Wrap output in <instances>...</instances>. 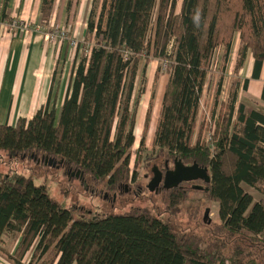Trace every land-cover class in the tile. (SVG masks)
I'll use <instances>...</instances> for the list:
<instances>
[{"label":"trees","instance_id":"trees-1","mask_svg":"<svg viewBox=\"0 0 264 264\" xmlns=\"http://www.w3.org/2000/svg\"><path fill=\"white\" fill-rule=\"evenodd\" d=\"M177 2L92 0L58 115L49 99L33 118L15 127L0 124V256L9 264H264V111L239 101V86L220 103L221 77L214 127L206 120L198 125L216 50L225 47L224 76L236 33L241 45L234 72L239 77L252 53L253 78H260L264 0H183L179 13ZM55 4L43 0V14ZM142 58L169 68L151 152L146 138L153 100L133 152ZM204 130H212L209 140ZM155 156L164 159V171L175 160L209 170L211 183L202 189L194 183L160 189L167 208L185 201L187 191L215 202L216 219L205 234L178 233L147 209L77 213L53 199L46 184H36L31 168L28 175L17 169L28 161L56 164L69 178L102 186L116 198ZM245 187L262 198L256 201Z\"/></svg>","mask_w":264,"mask_h":264},{"label":"rangeland","instance_id":"rangeland-1","mask_svg":"<svg viewBox=\"0 0 264 264\" xmlns=\"http://www.w3.org/2000/svg\"><path fill=\"white\" fill-rule=\"evenodd\" d=\"M182 1L183 0H178L177 2L178 13L180 12ZM90 7L91 5L84 7L82 13H79L80 7H75L73 8L74 14H71L70 10V12L62 16L61 6L56 5L43 14L39 27L46 34L55 36V39L50 41L52 42L50 43L52 49H54V46H58V42L62 41V46L67 47L66 49L69 54H71L72 49V53H74V51L76 52L78 42L83 41L84 38L85 32L83 33V29L86 26V19ZM77 18L79 19L77 20ZM240 45V34L236 33L232 40V52L226 64L227 69L224 76L221 75L220 66L223 63L222 57L225 53V47L222 46L216 50L217 53L213 71L208 76L202 97L201 114L199 116L198 125L199 123L201 125V123L206 120V127H209V129L214 127L211 121V115L214 108L218 82L221 77H223V86L221 95L219 96L220 103L228 102L229 96L238 89L240 79L234 71ZM58 65L57 75H59L61 69L66 66L65 61L59 58ZM158 70H160V78L155 82V75ZM168 79L169 68L165 63L159 62L158 60H150L148 63L145 58L141 59L133 97L134 103L138 101L136 144L133 147V152L137 151L139 148L140 140L143 136L145 116L152 100L154 107L150 128L146 138V146L149 152L154 149L153 135L161 110V105H159V103L161 99L163 100L164 90L166 88H164V82L169 81ZM211 134L212 130H204V136L207 140L210 139ZM135 159L136 156L133 154L131 169L134 168ZM155 167L164 170V159L155 156L149 162L142 163L137 170V181L127 186L129 190L125 191L123 188L121 193H118L115 198L113 192H107L102 186L97 187L90 186V184L87 183L82 184L75 176L69 178L63 173L60 167L53 168L49 166V164L45 165L44 163L38 166L32 161L17 165L18 171H24L26 175L30 173L27 171L28 168H31L32 174L36 179V184H46L49 194L53 199L57 200L64 208L76 209L77 213H80L81 210H88L95 214L108 215L122 214L137 209H147L152 214L169 223L178 233L205 234L209 225V220L213 222L216 219L218 205L210 201L204 193L187 191L189 196L186 197L185 201H181L178 206H174L173 208H167L162 191L159 193L156 191L150 192L148 188L151 180L154 178L153 169ZM170 167L172 168V165ZM193 183L195 184V186L193 185L194 189L198 186H203V181L200 183ZM245 189L254 196L256 201L262 198L257 191L248 187H245ZM207 209H209V213L208 216L205 217ZM204 219H206V221H204Z\"/></svg>","mask_w":264,"mask_h":264},{"label":"crops","instance_id":"crops-1","mask_svg":"<svg viewBox=\"0 0 264 264\" xmlns=\"http://www.w3.org/2000/svg\"><path fill=\"white\" fill-rule=\"evenodd\" d=\"M69 1L71 14H74L73 8L80 7L79 13H82L84 7L91 5L92 0H56L55 6H61L62 16L68 13ZM42 7L43 0H0V124L2 125L15 127L19 119L33 118L49 99L55 102L58 115L64 102L75 51L72 53V49L69 54L67 47L62 46V41L58 42V46H54V49L51 48L52 42L46 39V33L39 27L43 17ZM85 30L86 26L83 33ZM59 58L65 61L66 66L57 75ZM253 70L254 58L250 53L239 73V101L264 111V63L260 78H253ZM247 80V88L244 89ZM167 82H164V88ZM162 101L161 99L159 103L161 107ZM0 264L9 263L0 256Z\"/></svg>","mask_w":264,"mask_h":264},{"label":"water","instance_id":"water-1","mask_svg":"<svg viewBox=\"0 0 264 264\" xmlns=\"http://www.w3.org/2000/svg\"><path fill=\"white\" fill-rule=\"evenodd\" d=\"M52 164V162H49ZM53 167H57L56 164H52ZM154 178L151 180L148 188L150 192H157L159 186L163 183L164 189L177 188L183 183H193L198 181H203L206 184L211 183V176L209 175V170L207 168H201L198 164H193L191 166H185L181 161L175 160L174 170L167 171L165 176L159 169L155 167L153 169ZM202 189V187H196ZM208 216V211L205 217Z\"/></svg>","mask_w":264,"mask_h":264},{"label":"flooded vegetation","instance_id":"flooded-vegetation-1","mask_svg":"<svg viewBox=\"0 0 264 264\" xmlns=\"http://www.w3.org/2000/svg\"><path fill=\"white\" fill-rule=\"evenodd\" d=\"M169 170H170V171L174 170V166H173V168H171L170 165H169V163H166V170H165V171H164V170H161V172H162L163 175L165 176L166 172L169 171ZM183 184H184V183H183ZM181 185H182V184H181ZM181 185H180V186H181ZM161 186H163V183L160 184V186H159V190H158V193H159V191H160V189H161ZM180 186H179V187H180Z\"/></svg>","mask_w":264,"mask_h":264},{"label":"built area","instance_id":"built-area-1","mask_svg":"<svg viewBox=\"0 0 264 264\" xmlns=\"http://www.w3.org/2000/svg\"><path fill=\"white\" fill-rule=\"evenodd\" d=\"M41 29V28H40ZM42 30V29H41ZM46 39L51 41V40H54L55 39V36L54 35H49V34H46Z\"/></svg>","mask_w":264,"mask_h":264}]
</instances>
